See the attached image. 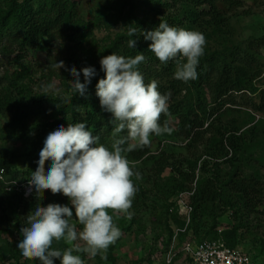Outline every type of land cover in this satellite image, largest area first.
<instances>
[{"label": "trees", "instance_id": "obj_1", "mask_svg": "<svg viewBox=\"0 0 264 264\" xmlns=\"http://www.w3.org/2000/svg\"><path fill=\"white\" fill-rule=\"evenodd\" d=\"M77 1L79 0H0V54L13 66L19 64L22 67L21 60L27 59L30 53L39 50L48 51L51 56L55 42L62 41L65 46L67 41H70L72 43L69 47L77 53L75 55L72 53L73 55L66 61L67 64L75 62L77 70L94 66L98 72L89 85L86 97L74 95L70 90L63 91L60 96H41L43 93L34 92L31 84L23 79L30 73L28 67L23 66L21 70L16 69L12 72L0 93V113H4L7 118L1 129L0 139L4 143L20 142L23 151L17 155L15 150L5 147L0 141V166L5 167L8 179L25 181L31 178V173L37 168L44 141L57 125L67 127L68 124L86 122L94 135L102 137L108 132L113 133V125L109 123L111 114L102 111L99 98L96 96L95 86L98 80L105 76L100 70L99 61L102 57L111 53L135 57L142 52L145 61L139 69L144 75L145 83L155 80L162 94L172 90L177 97L183 88L181 81L174 78L176 62L162 64L148 50L151 42L145 41L142 33L153 30L160 21H166L170 26L177 28L197 31L200 27L205 28L202 20L206 22L205 18H209L208 16H211V19L207 20L206 28L220 30L224 22L223 9L220 6L233 8L240 6L242 2L107 0L92 21L86 24L80 16ZM111 22L120 23L122 29L113 37H107V42L104 41L101 45L94 34V26L111 25ZM129 28L136 30V36L133 37L137 40L135 49L127 46L130 39L127 35ZM83 41L88 42L89 49L84 47ZM263 45L264 41H261L258 47ZM80 51L84 56L79 57ZM218 54L219 52L215 51L201 57L197 69L198 79L189 82L196 87V101L188 98L176 100L169 105V114H162L160 118L161 124L166 123L169 128V117L178 119L175 136L188 141V149L191 151L188 166L186 167L183 161L173 162V156L163 152L154 161L153 168L158 177L166 168L172 166L178 174V178H173L172 183H166L171 185L169 189L161 188L167 200L173 192L186 189L190 185L189 192L192 194L189 195V205L192 211L189 229L198 237L197 242L206 239L220 240L230 247H239L240 231L246 226L244 216L256 212L261 206V194L264 189L260 186L261 177L248 179L241 172V168L248 160L247 152L252 141L241 128L222 124L223 118L219 112L224 102L218 99L231 93L255 92L257 88L253 81L262 75L263 70L260 65L254 69L257 58L250 50L245 52L231 50L228 54H222L221 58ZM65 73L68 75L67 71ZM210 93L214 97L212 103L208 97ZM261 95L264 99V89L261 90ZM39 116L43 119L30 124L33 118ZM253 129H250V132H253ZM151 146L150 143L125 155L131 160H142L151 152ZM24 163L26 165H23ZM49 164L50 162H45V170ZM225 165L229 168L226 169ZM134 184L138 191L132 205L136 207L146 205L144 190L135 182ZM193 184L195 186H191ZM1 188L0 207L3 199H10L14 214L0 215V264H16L17 260L23 258L17 245L23 238L20 229L26 225V216L30 210L37 204L43 207L49 203L68 204L69 201L62 194H52L50 190H41V199L34 193L29 199H25L18 193L5 191L3 185ZM166 199L165 224L171 240L173 230L169 222L174 221L182 226L185 222H181L177 214L171 215L169 211L171 204ZM20 200L25 202L22 212L16 207ZM230 212L234 224L219 231L218 219ZM120 239L99 258L117 264L114 250ZM68 247L70 246L63 240L54 241L52 244L53 249L61 251ZM252 256L261 264L259 257ZM188 259L191 260L189 255Z\"/></svg>", "mask_w": 264, "mask_h": 264}, {"label": "clouds", "instance_id": "obj_2", "mask_svg": "<svg viewBox=\"0 0 264 264\" xmlns=\"http://www.w3.org/2000/svg\"><path fill=\"white\" fill-rule=\"evenodd\" d=\"M127 35V46L135 49L136 30L129 28ZM142 35L151 42L148 50L162 64L176 62V80L188 83L198 79L197 69L206 46L202 33L160 21ZM144 61L142 52L135 57L111 53L99 61L105 76L95 86L96 96L102 111L111 114V148L100 142L86 122L57 125L48 133L25 194L34 193L41 199V190H50L67 197L69 203L43 207L37 204L30 210L26 225L20 229L23 238L17 245L23 258L38 264H54V259H59L60 264H84L81 255L74 252L94 258L120 239L122 233L114 217L123 214L131 219L130 209L138 191L132 178H139L125 153L148 146L152 136L171 132L166 123L160 122L162 114H169V97L158 90L157 81L145 83L139 69ZM52 68L59 72L63 68L73 77L68 85L79 97H86L89 85L98 75L94 66L77 70L65 66L63 61L55 62ZM61 91L49 83L42 88L41 96L59 95ZM46 161L50 164L45 170ZM74 219L83 226L82 230H78ZM61 240L70 247L63 251L53 249V242Z\"/></svg>", "mask_w": 264, "mask_h": 264}, {"label": "rangeland", "instance_id": "obj_3", "mask_svg": "<svg viewBox=\"0 0 264 264\" xmlns=\"http://www.w3.org/2000/svg\"><path fill=\"white\" fill-rule=\"evenodd\" d=\"M241 5L233 8L227 6L222 7V15L224 22L220 30H214L207 27V20L211 19L208 16L204 27L198 28V32L202 33L206 38L205 52L206 54H213L215 51L219 52L218 56H223L230 53L231 50L245 52L252 51L257 58L255 67L260 65L263 73L260 77L253 81L254 86L257 88L255 92L244 91L231 93L229 96L218 99L224 105H221L220 114L222 115V124L237 126L241 131H245L249 137L251 145L247 152L248 160L241 168V172L248 179L252 177H261V187L264 189V99L261 95V90L264 89V45L260 48L258 44L264 41V0H241ZM107 3V0H79L77 7L80 11V16L84 19L86 24L92 21L94 15L100 10L102 6ZM141 12V11H140ZM151 17V16H150ZM106 24V23H105ZM114 24H116L114 26ZM122 26L120 23H112L111 25L94 26V34L100 44L107 42V37L114 36L117 31H120ZM72 43L67 41L66 45L62 41L53 44L51 56L48 51H41L30 53L27 59L21 60L20 64L29 68L30 73L24 77L25 81L31 84L34 92H42V88L49 84L54 83L57 88L61 89L60 96L63 91H71L68 84L71 83L73 77L65 73L62 68L59 72L58 69H53L52 65L55 62L69 60L74 50L69 47ZM62 44V47H61ZM86 48H90L87 41H83ZM73 53V54H72ZM223 54V55H222ZM251 54V52H250ZM83 52L80 51L79 57H82ZM202 56V57H203ZM69 63V62H68ZM65 66H74L75 62H70ZM20 65L13 66L11 62L5 59V56L0 54V93L2 88L8 83L7 79L12 76V72L16 69H22ZM253 69V71H254ZM24 81V80H22ZM81 81L83 77L81 75ZM182 84V92L179 96H175L172 90L165 91L169 97L168 105L174 103L176 100L184 98L196 101V87L192 83ZM56 95V94H53ZM209 101L212 103L214 97L209 94ZM231 101V102H230ZM229 102V103H225ZM214 104H212L213 106ZM42 120L41 116L32 119L30 124L38 120ZM7 118L4 113H0V133L2 127L6 124ZM168 124L170 125L171 132L160 136L151 137V152L142 160H131L130 164L133 166L134 172L139 173V178L135 176L132 178L133 182L140 185L146 194V205L134 206L132 205L130 211L132 213L131 219L125 215L119 214L114 217L115 223L120 228L122 238L114 250L117 264H190L188 255L185 254V244L197 242L198 237L193 234V230L189 229L187 225L186 216L189 209L186 206L189 204V195L191 189L188 188L175 191L166 199V194L163 193L164 189H169L171 185H166L167 182L172 183L173 178H178L175 168L168 167L163 174L158 177L153 164L154 161L160 157L163 152H167L173 156V162L176 160L183 161L185 166H188V159L191 158V151L188 149V141L175 136L178 119L176 117H169ZM253 132H250V129ZM1 141V139H0ZM100 142L106 147L111 148L114 142L113 133H106V136L100 137ZM5 147L15 150L19 155L23 151L20 142H7L1 141ZM202 149L200 146L199 150ZM23 165H26L25 163ZM226 169L228 165L224 166ZM187 170V169H186ZM199 175V173H197ZM30 179V178H29ZM28 179V180H29ZM182 180V178H179ZM191 186H195L194 184ZM65 197V196H64ZM67 200L68 198L65 197ZM171 204V215L177 214L181 222H185L184 226L179 225L174 221H170L169 225L173 230L172 239L169 240L168 230L166 228V201ZM261 206L256 212L250 213L245 217V227L240 231V241L238 246L244 251L259 257V262L264 264V191L261 194ZM10 199H3L2 206L0 207V215L3 213L13 215L10 206ZM25 202L20 200V204L16 207L22 212ZM112 214V210H108ZM73 223H77L73 220ZM210 225V221H208ZM234 224L231 218V212L221 216L218 219V229L222 231L227 227ZM78 230H82L83 226L77 223ZM83 245V241H79ZM69 245V244H68ZM70 246V245H69ZM106 252L98 254L96 257H89L83 252L74 255H81L84 264H112L103 261L99 256L104 255ZM178 256V258H176ZM176 260L174 261V259ZM16 264H38V261L32 259L21 258L16 261ZM54 264H60V260H54Z\"/></svg>", "mask_w": 264, "mask_h": 264}, {"label": "built area", "instance_id": "obj_4", "mask_svg": "<svg viewBox=\"0 0 264 264\" xmlns=\"http://www.w3.org/2000/svg\"><path fill=\"white\" fill-rule=\"evenodd\" d=\"M5 173V167L0 166V189H2L3 185L5 191L18 193L25 199H29L32 196L33 193L25 194L28 189V180L8 179ZM191 194L192 192H190ZM186 208L189 209V213L185 215L188 225L192 208L189 204ZM184 251L191 259L190 264H258L250 253L240 247H230L220 240L206 239L201 242H188L184 246Z\"/></svg>", "mask_w": 264, "mask_h": 264}]
</instances>
